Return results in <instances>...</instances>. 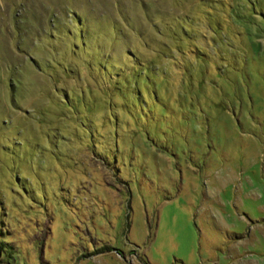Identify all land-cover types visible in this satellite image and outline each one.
Returning <instances> with one entry per match:
<instances>
[{
	"label": "rangeland",
	"instance_id": "rangeland-1",
	"mask_svg": "<svg viewBox=\"0 0 264 264\" xmlns=\"http://www.w3.org/2000/svg\"><path fill=\"white\" fill-rule=\"evenodd\" d=\"M0 232V264H264V0H0Z\"/></svg>",
	"mask_w": 264,
	"mask_h": 264
},
{
	"label": "trees",
	"instance_id": "trees-1",
	"mask_svg": "<svg viewBox=\"0 0 264 264\" xmlns=\"http://www.w3.org/2000/svg\"><path fill=\"white\" fill-rule=\"evenodd\" d=\"M130 55H132V56H134L135 54L134 53H130ZM134 58H135V56H134ZM143 66H145L144 65V63H137V62H135L134 63V65H133V71L134 72H137V74H136V77H135V75H132V77L133 78H140V79H142V80H146L147 78L149 79V81L148 80H146L148 83L150 82V78H152L150 75H149V72H152V70H150L149 69V67L148 66H146V67H143ZM138 68V69H137ZM145 70L147 71V72H145ZM149 71V72H148ZM132 73V72H131ZM117 76L118 77H116V78H122V76L121 75H118L117 74ZM124 78V77H123ZM136 86V85H135ZM134 86V87H135ZM133 87V88H134ZM139 87H137V90H135L134 89V92H137L138 91V94H139ZM68 97V96H67ZM39 149V148H38ZM2 234H4V233H2V232H0V251L4 248V245H5V242L2 240Z\"/></svg>",
	"mask_w": 264,
	"mask_h": 264
}]
</instances>
